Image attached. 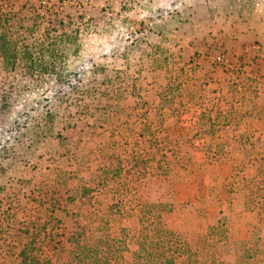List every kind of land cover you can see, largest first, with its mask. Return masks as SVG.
I'll use <instances>...</instances> for the list:
<instances>
[{
	"label": "rangeland",
	"instance_id": "rangeland-1",
	"mask_svg": "<svg viewBox=\"0 0 264 264\" xmlns=\"http://www.w3.org/2000/svg\"><path fill=\"white\" fill-rule=\"evenodd\" d=\"M232 11L248 34L264 0H0L21 49L69 38L56 75L0 55V264H264V117Z\"/></svg>",
	"mask_w": 264,
	"mask_h": 264
},
{
	"label": "trees",
	"instance_id": "trees-1",
	"mask_svg": "<svg viewBox=\"0 0 264 264\" xmlns=\"http://www.w3.org/2000/svg\"><path fill=\"white\" fill-rule=\"evenodd\" d=\"M9 22L10 20L6 14H0V55L3 68L7 71H14L18 67L19 62L23 60L26 75L29 77H34L35 75H56L58 73V61L66 58L68 47H66L65 39H69L68 35L60 34L56 38L51 33L54 28H49L50 30L45 32L43 41L30 45V48H28L29 46H23L21 49L20 45L9 34ZM49 23L51 25H60L63 21L59 20L58 16L54 14ZM71 46L75 47L76 44H71ZM167 233L172 232L167 230ZM93 261L94 264H104V260L99 256V253L93 258ZM27 262L25 259L23 263L27 264ZM165 262L166 264L175 263L173 259H166Z\"/></svg>",
	"mask_w": 264,
	"mask_h": 264
},
{
	"label": "crops",
	"instance_id": "crops-1",
	"mask_svg": "<svg viewBox=\"0 0 264 264\" xmlns=\"http://www.w3.org/2000/svg\"><path fill=\"white\" fill-rule=\"evenodd\" d=\"M147 1L149 2L150 0ZM238 9V12L243 15L244 12H242L240 8ZM232 12L234 14L229 17L225 14L220 16V21L222 25H224L222 27L225 31L223 34L226 35V30L229 26L230 32L227 33L230 35L233 33L236 39L231 40V46L228 52H233L232 58L235 62L234 68L236 70H243H241L242 72L240 75L238 73V76H240V78H246V83H241V79L237 80L238 83H241L238 84V87H244L245 91L249 89L254 92L258 111H260L262 117H264V17L261 19H253L245 24L246 27L244 28L250 31L248 34H244L241 32L242 29L237 31L238 28L235 24L242 21V19L240 16H236V11ZM246 29H243V31H246ZM212 82H215L217 87H222L223 82H218L216 79H213ZM261 100L263 101V107L259 108L261 107L259 106Z\"/></svg>",
	"mask_w": 264,
	"mask_h": 264
}]
</instances>
